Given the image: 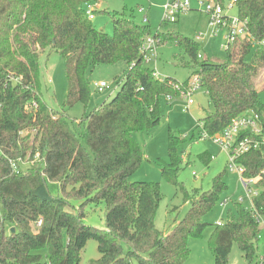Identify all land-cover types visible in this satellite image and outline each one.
<instances>
[{
  "label": "trees",
  "instance_id": "obj_1",
  "mask_svg": "<svg viewBox=\"0 0 264 264\" xmlns=\"http://www.w3.org/2000/svg\"><path fill=\"white\" fill-rule=\"evenodd\" d=\"M98 1L0 0V264H80L90 240L101 255L91 264H185L189 259V240L203 236L209 226L205 216L228 187L219 175L206 192L184 191L192 207L165 235L156 224L160 185L130 182L145 159L135 134L158 126L163 99L180 97L191 81L155 78L141 53L146 37L153 35L159 45L175 42L189 57L181 67L196 69L213 106L199 121L202 138L220 135L249 112L258 115L264 131L257 89L264 73V0H214L221 5L235 1L249 27L246 38L225 50L223 62L199 61L201 46L194 39L172 31L153 34L123 13L111 15L113 33L107 34L84 9ZM47 50L65 60L68 91L61 110L50 108L42 94L39 58ZM119 62L129 66L124 83L111 102L82 119L79 134L67 110L89 104L87 72ZM26 131L30 134L22 135ZM182 141L179 133L169 131L170 163L162 167L169 182H177ZM26 158L32 164L29 172L12 168L14 162L21 171L19 163ZM236 163L244 168L245 179L256 180L259 193L250 208L239 205L237 218L215 226L210 238L215 264H229L234 244L252 261L264 220V153H243ZM49 182L58 185L59 197L51 196ZM71 202L81 203L74 212L68 210ZM102 204L105 229L86 225L85 207Z\"/></svg>",
  "mask_w": 264,
  "mask_h": 264
},
{
  "label": "rangeland",
  "instance_id": "obj_2",
  "mask_svg": "<svg viewBox=\"0 0 264 264\" xmlns=\"http://www.w3.org/2000/svg\"><path fill=\"white\" fill-rule=\"evenodd\" d=\"M168 1L176 0H99L93 3L95 10V20L93 24L97 29L103 30L107 34L113 33L112 14L123 13L125 16L139 25H145L143 15L138 13L140 7L148 11L149 23L146 24L153 34L157 32L168 33L170 31L181 34L184 37L194 39L201 46L202 57L215 59L216 62H223L226 58L225 32L221 31L214 35L210 29L209 17L200 7L199 0H189L191 10L179 16L176 23H165L163 6ZM98 4V5H97ZM238 15L235 7L230 13ZM255 50V48H254ZM157 64L154 61L145 62L146 67L156 71L160 80L173 78L183 83L189 79H195L196 69L181 67V62H189V57L183 48L175 42L158 45ZM254 51L248 57L252 59ZM40 80L42 94L48 106L54 110H61L68 91V79L65 69V60L57 52L47 50L40 54ZM129 66L124 62L114 65H101L87 72L92 96L88 105L77 104L67 110L69 116L75 121L73 128L79 134L83 129L79 126L82 119L104 103L111 102L119 92L124 83ZM106 83L107 88L99 91L95 84ZM257 89L260 93V101L264 104V73L257 81ZM194 105L188 110V99L184 97L172 98L168 101L165 97L162 101L161 123L155 128L135 134V138L144 149L145 159L139 169L129 178L130 182H149L159 184L163 199L156 215L157 227L165 234L174 232L177 225L187 216L191 209V203L185 202V193L199 195L201 192L210 190L214 179L223 175L227 190L221 195L216 206L209 212L204 221L209 224L203 236L198 239L189 240L191 255L185 264H215L213 252L210 248V238L215 226L220 222L225 223L230 217L237 218L238 208L241 204L245 208H250L252 198L259 193L256 184L247 189L241 177L231 172L229 166V155L216 145L211 138H202V130L199 128V121L204 118L208 111L213 112V106L203 88L193 93ZM179 133L183 141L179 145L182 153V162L178 173L177 182H169L162 174V167L165 163H170L168 139L169 131ZM30 132H22L27 136ZM32 137V136H31ZM212 160L209 164L204 161L209 157ZM28 158L22 160L18 171L21 174L29 172L32 166ZM48 190L52 197H59L60 190L56 183L49 182ZM222 203H224L222 205ZM81 203L71 202L68 210L78 209ZM104 205L86 206V225L105 229ZM261 231L256 242V256L252 261H247L240 250L238 244H234L229 257V264H260L264 258V223L260 224ZM101 257L97 242L90 240L81 253L80 264H91Z\"/></svg>",
  "mask_w": 264,
  "mask_h": 264
},
{
  "label": "built area",
  "instance_id": "obj_3",
  "mask_svg": "<svg viewBox=\"0 0 264 264\" xmlns=\"http://www.w3.org/2000/svg\"><path fill=\"white\" fill-rule=\"evenodd\" d=\"M200 7L203 9L204 13L209 17L210 29L213 30V34L217 35L221 31L225 32V39L227 41L226 49L233 45L239 38H246L249 35L248 21L242 20L238 15L230 14L236 7L235 1L229 2L225 5L216 3L214 0H199ZM85 12L88 18L93 21L95 18V6L93 2H89L84 6ZM191 4L189 0H176L168 1L163 6L164 11V23H176L179 20V16L183 13L190 11ZM138 13L143 15L144 24L149 23L147 16V10L144 7L138 9ZM158 45L159 39H156L153 35L148 36L143 41L141 47V53L144 56V61L149 63L151 61L157 62L158 60ZM264 45V43H263ZM155 78L159 79L158 73L154 72ZM95 87L99 91H103L107 88L106 83L95 84ZM201 88L200 80L196 76L195 79L190 81L189 89L186 93L182 94L181 97L188 99V110L190 106L194 104L192 95L198 89ZM168 101L172 100L171 96L166 97ZM244 132H249L242 139L239 137L244 134ZM264 131L263 127L259 122V117L254 112H249L246 115L235 119L229 128H227L223 133L217 135L213 138V142L218 145L224 152L229 155V170L231 172L237 173L241 177V181L247 189H250L251 185L255 184L254 179H245L243 177L244 168L237 165L236 159L243 153L250 151H261L264 153ZM0 153H2L0 149ZM22 161V160H21ZM20 161V162H21ZM12 168L18 171V166L12 162ZM258 194V193H257ZM256 194V195H257ZM255 195V196H256ZM224 203H222L223 205ZM264 220L262 219V222ZM41 224V221L38 225ZM218 225H222L220 222ZM260 264H264V258L261 259Z\"/></svg>",
  "mask_w": 264,
  "mask_h": 264
},
{
  "label": "crops",
  "instance_id": "obj_4",
  "mask_svg": "<svg viewBox=\"0 0 264 264\" xmlns=\"http://www.w3.org/2000/svg\"><path fill=\"white\" fill-rule=\"evenodd\" d=\"M98 5V4H97ZM143 7V6H142ZM95 11H97V10H95ZM96 13V12H95ZM147 16H148V11H147ZM96 18V17H95ZM95 18H94V20H95ZM96 27V26H95ZM156 64H157V62H156ZM194 105V104H193Z\"/></svg>",
  "mask_w": 264,
  "mask_h": 264
},
{
  "label": "water",
  "instance_id": "obj_5",
  "mask_svg": "<svg viewBox=\"0 0 264 264\" xmlns=\"http://www.w3.org/2000/svg\"><path fill=\"white\" fill-rule=\"evenodd\" d=\"M14 232H15V229L13 228V229H12V233H14Z\"/></svg>",
  "mask_w": 264,
  "mask_h": 264
}]
</instances>
